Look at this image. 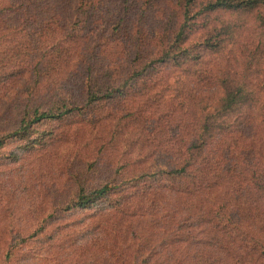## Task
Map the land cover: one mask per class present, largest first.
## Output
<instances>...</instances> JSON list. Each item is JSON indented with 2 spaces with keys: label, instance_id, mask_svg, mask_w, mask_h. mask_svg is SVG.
<instances>
[{
  "label": "trees",
  "instance_id": "1",
  "mask_svg": "<svg viewBox=\"0 0 264 264\" xmlns=\"http://www.w3.org/2000/svg\"><path fill=\"white\" fill-rule=\"evenodd\" d=\"M263 66L264 0H0V263L264 264Z\"/></svg>",
  "mask_w": 264,
  "mask_h": 264
},
{
  "label": "rangeland",
  "instance_id": "2",
  "mask_svg": "<svg viewBox=\"0 0 264 264\" xmlns=\"http://www.w3.org/2000/svg\"><path fill=\"white\" fill-rule=\"evenodd\" d=\"M252 24H253V21L250 22V25H252ZM247 32H250V31L249 30L245 31L244 34L241 36L242 39L245 40V35L247 34ZM229 49L236 50V47L233 46V45H229ZM229 53L234 54V52H232V51H230ZM213 58H214V55L213 54H209V55H207L206 60H213ZM201 67L206 68L204 65H202ZM261 70H262L261 77H262V80L264 82V66L261 68ZM252 79L254 80V82L256 81V79L254 77ZM261 101H262V103H264V96H262V100ZM243 133H244V136H243L244 137V143H246V139H247V141H250L251 135L254 134L253 132L247 131V130H244ZM253 136H255V135H253ZM257 136H258V139H259V137H264V135H262V134L257 135ZM73 137H74L75 144L80 143L79 142L80 139L78 140L77 137H75V136H73ZM82 138H87L88 139V136H83ZM40 152H44V151L40 150L38 152V154H36V155L35 154L27 155V158H26V160L29 161V163H28L29 164V168H39L38 169V173L32 178L33 180H37L38 176L41 175L42 173L45 175V179H47L50 173H55L57 170L60 169L59 163L55 159H53L52 157L48 158V160H46L44 162H41V160L46 156V154L40 153ZM141 155L142 154L140 152L137 153V151L134 150L133 153L130 156H132V159H133L136 156H141ZM116 157H117V155L115 156L114 154L113 155H109V156H105L104 160H102L101 168H109V166H106V164H105V160H107L108 158L113 160L114 168H115L116 167V163H117ZM93 160H94V157H91V161H93ZM75 165L76 166L73 167V168H77L78 167V163H76ZM30 204L32 206H34V203L31 202V198H30V201L24 199V201L20 202V208L18 210L14 209V212H6L4 210V208H2L0 206V220L1 219H5L6 220L7 215H11L16 220H20V221L26 222V220L29 219L32 216L31 211L29 209H27V206L30 205ZM7 224H8L7 222L6 223L0 222V231L1 232L5 233V232H7V231H9L11 229V228L8 229ZM61 234H63V233H61ZM37 262H38V264L39 263L40 264H44V263H47V260L44 259V258H40V259L37 260ZM0 264H14V263H10V262L2 263L1 262Z\"/></svg>",
  "mask_w": 264,
  "mask_h": 264
}]
</instances>
